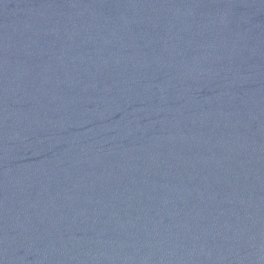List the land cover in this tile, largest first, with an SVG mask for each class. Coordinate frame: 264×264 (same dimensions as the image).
Segmentation results:
<instances>
[{
	"label": "water",
	"instance_id": "water-1",
	"mask_svg": "<svg viewBox=\"0 0 264 264\" xmlns=\"http://www.w3.org/2000/svg\"><path fill=\"white\" fill-rule=\"evenodd\" d=\"M0 264H264V0H0Z\"/></svg>",
	"mask_w": 264,
	"mask_h": 264
}]
</instances>
